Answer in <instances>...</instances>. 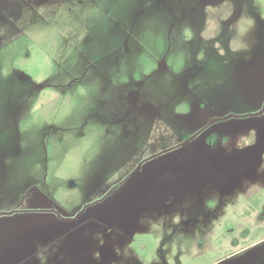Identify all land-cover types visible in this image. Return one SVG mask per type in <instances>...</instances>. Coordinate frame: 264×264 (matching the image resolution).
Segmentation results:
<instances>
[{
  "label": "rangeland",
  "instance_id": "1",
  "mask_svg": "<svg viewBox=\"0 0 264 264\" xmlns=\"http://www.w3.org/2000/svg\"><path fill=\"white\" fill-rule=\"evenodd\" d=\"M0 264H264V0H0Z\"/></svg>",
  "mask_w": 264,
  "mask_h": 264
},
{
  "label": "crops",
  "instance_id": "2",
  "mask_svg": "<svg viewBox=\"0 0 264 264\" xmlns=\"http://www.w3.org/2000/svg\"><path fill=\"white\" fill-rule=\"evenodd\" d=\"M140 36H141V38H142V40H144L145 41V39H146V36H145V34H143V33H140ZM170 41V40H169ZM162 43H165L164 41H161V43H158L157 44V46L159 47V46H161L162 47ZM148 44H149V42H148ZM150 47H151V49H153L152 51L154 52V51H156V46H153V45H149ZM162 49V48H161ZM133 50V49H132ZM146 50L148 51V48H146ZM136 54H137V56L138 57H140V58H144V56H146V54H144L143 53V50H141V51H139V52H136ZM155 57V56H154ZM147 72H149V70L147 71ZM147 74V73H146Z\"/></svg>",
  "mask_w": 264,
  "mask_h": 264
},
{
  "label": "water",
  "instance_id": "3",
  "mask_svg": "<svg viewBox=\"0 0 264 264\" xmlns=\"http://www.w3.org/2000/svg\"><path fill=\"white\" fill-rule=\"evenodd\" d=\"M232 116V115H228L227 117ZM225 117V118H227ZM217 119H214L212 122L216 121ZM198 133H196L195 135L191 136L189 139H187L184 143H188L190 140H192Z\"/></svg>",
  "mask_w": 264,
  "mask_h": 264
},
{
  "label": "flooded vegetation",
  "instance_id": "4",
  "mask_svg": "<svg viewBox=\"0 0 264 264\" xmlns=\"http://www.w3.org/2000/svg\"><path fill=\"white\" fill-rule=\"evenodd\" d=\"M201 131H202V129L198 132V134H199ZM198 134H197V135H198Z\"/></svg>",
  "mask_w": 264,
  "mask_h": 264
}]
</instances>
